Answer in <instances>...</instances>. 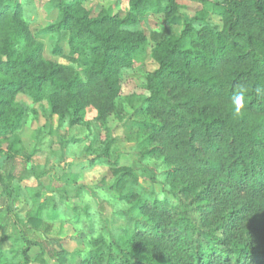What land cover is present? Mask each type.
<instances>
[{
	"label": "trees",
	"instance_id": "trees-1",
	"mask_svg": "<svg viewBox=\"0 0 264 264\" xmlns=\"http://www.w3.org/2000/svg\"><path fill=\"white\" fill-rule=\"evenodd\" d=\"M85 1L49 0L51 21L42 34L65 60L58 63L31 32L24 1L0 0V185L4 176L18 178L13 170L24 151L19 94L47 103V134L55 116L73 126L94 106L104 137L92 163L111 167L124 225L96 230L86 223L81 264H264V0H191L211 4L222 26L196 28L208 16L202 10L183 17L180 34L182 0H128L124 17H93ZM148 15L163 16V28L149 37L138 28ZM149 41L156 68L144 76L148 95L130 106L127 140L160 192L119 165L108 125L126 112L121 69L134 68ZM41 189L32 188V209L17 221L20 259L3 249L4 231L0 264H27L31 247L42 246L37 232L52 228L61 200ZM34 261L47 264L43 252Z\"/></svg>",
	"mask_w": 264,
	"mask_h": 264
},
{
	"label": "rangeland",
	"instance_id": "rangeland-1",
	"mask_svg": "<svg viewBox=\"0 0 264 264\" xmlns=\"http://www.w3.org/2000/svg\"><path fill=\"white\" fill-rule=\"evenodd\" d=\"M24 16L30 25L31 32L44 43L45 56L55 62L63 63L62 57L55 56L50 49V36L42 34L51 18L49 17V0H23ZM215 1V0H214ZM184 8L175 20L176 32L183 30V17H193L202 10L208 11L204 22H195L200 28L204 25L222 26V18L212 12L211 4L202 1L182 0ZM84 6L96 17L102 11L124 17L129 11L128 0H86ZM138 28L149 37L152 30L163 28L162 15H148ZM152 42L147 44L144 54L137 56L134 68L121 69L120 101L125 107V114L120 120L115 116L108 119L112 136L115 138L113 151L120 153L119 165L134 169L140 183L145 187L155 188L160 192L159 185H154L149 174L135 155V142L127 140L131 123V104L138 102V97L148 95L144 88V76L156 68L152 58ZM65 53L69 52L67 42L62 43ZM81 73V70L78 69ZM17 101L25 108L26 113L22 126L18 131L24 151L19 154L13 172L18 178L8 179L0 185V237L3 232L9 236L2 247L10 251L15 261L20 259L19 251L24 246L18 222L26 220L27 213L32 209L31 190L41 183V190L61 200L57 217L50 220L52 228L48 232L38 231L42 246H32L28 252L30 261L27 264H40L34 259L41 252L47 264H81L82 256L87 249L84 242L85 224H91L96 230L108 225L118 229L124 225L117 213L125 205L116 199L117 190L112 187L114 175L106 163H92L96 151L101 148L104 133L96 121L97 109L90 106L84 112L83 122L71 126L68 121L60 122L53 118L51 134L46 123L47 103L35 102L30 97L19 94ZM37 141L40 143L37 144ZM4 159L0 157V165ZM0 173L3 169L0 167ZM4 175V174H3ZM21 177V178H20Z\"/></svg>",
	"mask_w": 264,
	"mask_h": 264
},
{
	"label": "clouds",
	"instance_id": "clouds-1",
	"mask_svg": "<svg viewBox=\"0 0 264 264\" xmlns=\"http://www.w3.org/2000/svg\"><path fill=\"white\" fill-rule=\"evenodd\" d=\"M242 96L240 95H237L235 98H234V103L236 105V112L237 114L240 112L241 110V107H242Z\"/></svg>",
	"mask_w": 264,
	"mask_h": 264
}]
</instances>
